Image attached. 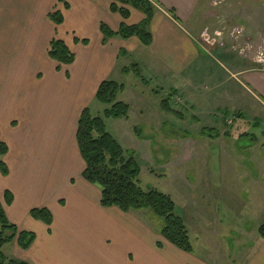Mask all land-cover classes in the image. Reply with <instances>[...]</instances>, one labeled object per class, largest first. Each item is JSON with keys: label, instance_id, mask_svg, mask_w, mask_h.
<instances>
[{"label": "crops", "instance_id": "crops-1", "mask_svg": "<svg viewBox=\"0 0 264 264\" xmlns=\"http://www.w3.org/2000/svg\"><path fill=\"white\" fill-rule=\"evenodd\" d=\"M155 1L149 28L153 41L147 47L136 37H114L103 43V24L118 32L122 25L135 26L145 19L134 9L128 19L113 13L112 0H0V132L9 148L0 159L9 171L3 175L0 168V201L10 223L37 236L28 250L17 242L5 245L8 259L29 264H264V240L259 235L264 225L263 157L256 155L255 171L216 173L221 185L207 188L218 193V203L191 199L182 218L192 253L166 241L161 235L163 223L147 211L103 208L101 189L83 178L86 163L77 143L78 124L85 109L93 116L104 113L106 106L96 96L109 80L124 85L119 101L130 106L128 120L112 121L119 137L129 129L134 132L133 111L149 114L145 96L162 90L183 97L194 109L195 121L201 119L200 112L224 109V118L233 115L255 129L241 133L239 140L250 137L256 150L264 143L260 122L264 118L248 123L239 103L243 100L264 115V69L226 63L230 52L226 46L211 44L207 51L199 43L208 29L196 17L205 0ZM257 1L246 4L256 7ZM55 13L63 16L61 24L51 19ZM237 20L231 17L228 23ZM54 40L64 42L75 55L73 64L59 69L51 59ZM133 65L150 83L140 85L143 90L140 79L123 72ZM110 120H105L107 130L120 143L108 129ZM220 135L213 141H235L230 132ZM196 157L193 160L200 158ZM245 178L250 180L244 185ZM7 193L13 196L11 204ZM40 208L52 213L51 226L31 217V211Z\"/></svg>", "mask_w": 264, "mask_h": 264}, {"label": "rangeland", "instance_id": "rangeland-1", "mask_svg": "<svg viewBox=\"0 0 264 264\" xmlns=\"http://www.w3.org/2000/svg\"><path fill=\"white\" fill-rule=\"evenodd\" d=\"M257 2L256 7L253 5L250 7L246 4V0H205L202 4L203 8L199 9L196 17L201 22L202 27H205V30L208 28L209 32L207 41L200 39L199 43L207 51H211V44L215 45L213 33L220 26L217 23V18L220 16H224L226 19L238 18L237 22L228 25L230 30L238 29L241 31V35H236L227 43L225 49H229L230 52L226 55V63L229 61L240 63L242 68L250 65L262 68V64L258 61L264 58V0ZM215 53L212 51V58L216 61L221 60ZM227 69L231 70L228 66ZM134 78L137 79L134 76L130 79ZM138 81V84L140 83L139 88L143 90L140 86L143 85L141 80ZM152 95L145 96L150 102L149 114L141 115L138 113V115L133 111L130 120L132 125L137 124L138 127L143 128V136L151 138L147 140L150 141L149 144L139 140L130 129L124 137L123 135L122 137H119L118 134L115 135L113 120L107 123L108 129L120 140L123 149L135 152V158L141 170V188L145 191L157 190L170 196L176 204L177 214L181 218L191 199L199 204L207 203V200L210 203H218V193L212 189L208 190L207 186L217 187L219 184L221 185L222 178L217 177L216 174L219 171L257 170L258 163L254 159L256 155L264 158V143L256 150L253 149L254 142L250 137L239 140L241 133L255 131L253 125L247 127L245 121H240L238 117L233 115L224 118V109L218 112L210 111L208 114L200 112L201 119L195 121L193 119L194 109L187 104L183 97L176 96L173 97L170 105L174 110L183 114L184 120H181L161 110V101L170 95L168 92L162 95H155L154 93ZM239 103L246 114L248 123L250 121L254 124L256 118H264L262 113L245 105L243 100ZM94 112L97 114L96 111ZM98 116H103V114ZM260 122L264 128V121L260 120ZM236 123L243 125L241 129H237ZM215 127L218 128L217 130L222 136L230 132L235 141H213L199 136L203 128ZM262 130L264 131V129ZM186 133L191 134L188 137L190 138L188 142H186L188 138H184ZM258 135L261 136V133L258 132ZM196 156H200V158L193 160V158H197ZM204 172L209 173L211 178H206L204 175L208 174H203ZM249 180L250 178H245L242 183L245 185L246 181ZM191 185L199 187L198 190H191L189 188ZM207 192L210 194L203 195ZM147 212L155 217L151 211ZM155 218L163 223L162 219ZM227 218L228 216H225L224 220Z\"/></svg>", "mask_w": 264, "mask_h": 264}, {"label": "trees", "instance_id": "trees-1", "mask_svg": "<svg viewBox=\"0 0 264 264\" xmlns=\"http://www.w3.org/2000/svg\"><path fill=\"white\" fill-rule=\"evenodd\" d=\"M130 9L137 10L145 15V19L138 25H122L118 32L112 31L108 26L102 25L101 32L104 36L103 43L114 37L124 40L138 38L144 46H150L153 37L149 31L150 25L156 13L155 0H112L111 11L120 14L124 19L131 15ZM51 19L61 24V13L51 15ZM85 44L88 41H83ZM51 59L62 65H71L75 62L72 54L64 42L54 40L49 51ZM125 74H133L140 79L143 85L149 86V82L143 77L138 65L124 69ZM125 87L112 80L104 81L97 92L96 101L106 106L103 116H93L89 109H85L81 115L77 143L86 169L83 178L91 185L101 189V206L103 208H118L123 213L138 211H151L156 217L163 220L161 235L170 244L186 253L193 252V245L184 220L177 214L176 204L172 198L157 190L145 191L140 186L141 170L135 158L134 151H126L120 143L108 132L105 120H128L130 106L119 101V96ZM161 95L162 90L153 92ZM177 95L172 91L169 96L161 101V110L170 115L184 120L179 111L171 107V100ZM143 128L134 127V133L139 140H150L142 135ZM191 134H185L184 138ZM199 136L205 139L217 140L220 133L216 129L204 128ZM9 152L8 146L1 140L0 132V159ZM0 168L3 175L8 174L7 166L1 161ZM8 204L13 202L10 193L6 195ZM31 217L48 226L53 224V215L47 208L33 209ZM259 235L264 240V225L259 228ZM37 236L32 232H20L16 225L10 223L4 206L0 201V264H29L24 261L8 259L3 253V247L17 242L22 250H28L35 242ZM161 247V244H158Z\"/></svg>", "mask_w": 264, "mask_h": 264}, {"label": "built area", "instance_id": "built-area-1", "mask_svg": "<svg viewBox=\"0 0 264 264\" xmlns=\"http://www.w3.org/2000/svg\"><path fill=\"white\" fill-rule=\"evenodd\" d=\"M221 5V2H220ZM229 19H226L224 16H220L218 17V24L219 29L213 33V43H215V45H217L218 47L224 48L227 43L229 41H231V38H235L236 35L240 34L241 35V31H239L238 29H234L230 30L228 25ZM208 30L203 34L202 38L207 41V34H208ZM258 63L262 64V68L264 69V58L260 59L258 61Z\"/></svg>", "mask_w": 264, "mask_h": 264}]
</instances>
